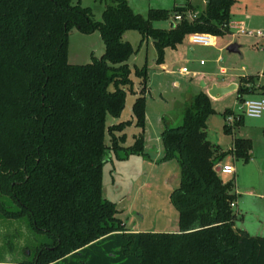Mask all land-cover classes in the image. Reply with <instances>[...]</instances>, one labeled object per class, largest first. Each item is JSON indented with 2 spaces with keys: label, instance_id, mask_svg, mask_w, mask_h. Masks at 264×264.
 Listing matches in <instances>:
<instances>
[{
  "label": "trees",
  "instance_id": "1",
  "mask_svg": "<svg viewBox=\"0 0 264 264\" xmlns=\"http://www.w3.org/2000/svg\"><path fill=\"white\" fill-rule=\"evenodd\" d=\"M201 1L153 6L144 15L129 0H109L102 19H95L81 0H0V192L16 203L12 208L0 201V215L27 216L31 228L46 234L33 257L0 264H264V235L235 226V182L224 181L216 169L228 153L251 159L253 139L235 135L225 150L208 138L207 120L216 109L206 91L184 102L181 124L172 126L164 117L161 131L163 158H177L181 169L171 192L179 227L132 230L116 201L103 194V167L112 152L120 159L147 154L146 64L136 67L140 90L133 117L107 124L109 114L122 113L127 88L134 91L128 59L136 49L125 32L137 29L141 40L151 37L162 63L165 48L192 32H230L234 0ZM189 9L198 15L190 18ZM178 12L183 18L175 20ZM170 17L169 27L153 23ZM73 26L99 30L104 52L89 62H71ZM259 78L241 76L238 99L264 95V73L258 87ZM133 121L140 130L126 145L124 129ZM224 130L234 127L225 122Z\"/></svg>",
  "mask_w": 264,
  "mask_h": 264
},
{
  "label": "rangeland",
  "instance_id": "2",
  "mask_svg": "<svg viewBox=\"0 0 264 264\" xmlns=\"http://www.w3.org/2000/svg\"><path fill=\"white\" fill-rule=\"evenodd\" d=\"M77 0H74L76 2ZM109 0H81L83 5H89L95 19H102V12ZM135 11L147 15L150 7L172 8L173 0H129ZM261 0H234L231 10L235 15L244 14L245 6L250 11L248 17L252 20L251 29H264V9L259 8ZM245 16V15H244ZM171 18V17H170ZM170 18L156 19L155 26H171ZM142 34L137 29H128L124 39L134 45L136 51L128 62L131 67V77L134 79L133 89L140 88V77L136 74V67L144 64L149 69L150 90L147 91L148 106H146L145 138L148 156L131 154L120 159L112 152V157L103 167V194L116 201L118 215L129 228L135 230L173 231L178 225V210L171 198L172 190L180 183V164L177 158L165 159L161 131L166 121L179 125L183 120V104L188 94L194 90L208 92L214 83L224 84L230 75L238 80L241 74H256L264 68V37L241 35L232 33L219 36L217 45H192L188 38L177 44L167 46L164 53V63L169 69L167 73L156 61L157 50L151 37L141 40ZM230 39L243 44L241 51L229 52L226 42ZM225 45V46H223ZM223 46V48H221ZM69 60L85 63L92 60V54L100 56L104 52L105 44L99 30L83 32L73 26L69 34ZM205 63H201V60ZM226 66L228 72L222 74L219 67ZM187 66L189 72L182 71ZM264 70V69H263ZM178 83H177V82ZM263 78L256 81L260 86ZM250 85V84H248ZM113 86V85H112ZM259 90V88H257ZM245 97L260 96L259 93L245 94ZM135 99L134 91L127 88L126 105L118 116L109 114L107 124L118 123L133 117L132 103ZM237 92L232 90L224 95L212 98L216 111L208 117L207 136L220 148L228 150L233 143V137L249 136L253 139L252 157L248 161L236 158L228 153L223 162L229 161L235 171L224 173L219 171L224 181L234 179L235 190L238 193L235 210L238 217L235 226L247 230L253 235H264V113L259 117L245 116V121L233 125V132H226L224 124L226 118L224 110L235 107ZM149 109V117L147 116ZM163 117V120H164ZM140 127L135 121L127 125L125 144H132L134 134ZM106 139L110 141V133L106 132ZM0 201L10 204L16 203L7 195L0 192ZM133 230V229H132ZM46 240V234L30 227L27 216L10 218L0 215V258L15 261L33 257L38 244Z\"/></svg>",
  "mask_w": 264,
  "mask_h": 264
},
{
  "label": "built area",
  "instance_id": "3",
  "mask_svg": "<svg viewBox=\"0 0 264 264\" xmlns=\"http://www.w3.org/2000/svg\"><path fill=\"white\" fill-rule=\"evenodd\" d=\"M204 3L206 0H202ZM198 10L189 9L187 14L190 18H194L198 15ZM175 20L183 18L181 12L176 13L174 16ZM226 25L230 32L237 34H247L251 36L264 37V29H251L246 27L240 20L231 19ZM191 43L211 44L213 43V35L209 32H192L189 34ZM187 69L186 67L184 68ZM264 113V96L259 97H245L244 99H237L235 107L232 111L225 115L228 125H235L237 120H240L244 116L259 117ZM224 173H232L235 171V167L232 163L221 164V170Z\"/></svg>",
  "mask_w": 264,
  "mask_h": 264
},
{
  "label": "crops",
  "instance_id": "4",
  "mask_svg": "<svg viewBox=\"0 0 264 264\" xmlns=\"http://www.w3.org/2000/svg\"><path fill=\"white\" fill-rule=\"evenodd\" d=\"M186 2V0H173V6L175 5V4H184ZM202 3H201V5L202 6H204V2L203 1H201ZM259 5H260V7L259 8H262V9H264V0H261V2H259ZM245 11H244V14H241V15H235V14H233L232 13V10H231V15H232V19H234V20H240V21H242L243 23H244V25L246 26V27H249V28H251V25H252V20H249L248 19V17L246 16V15H248L249 16V14H250V11L249 10H247L248 9V5L246 4V6H245ZM245 15V16H244ZM171 19V18H170ZM170 22H171V24L173 23V19H171L170 20ZM228 33H232L234 36H241V35H247V34H237V33H233V32H228ZM227 33V34H228ZM213 35V43H211V44H201V43H196V44H201V45H207V46H209V45H217V43H218V38H219V36H223V35H214V34H212ZM225 35V34H224ZM251 36V35H250ZM142 38V37H141ZM186 38H188V40H189V44H191L192 45V47H191V49H193V45H195L194 43H191V41H190V39H189V35L188 36H186ZM185 39V38H184ZM234 41H236L237 42V39H235V40H232V39H230L229 41H227L226 42V48H227V50H228V45L231 43V42H234ZM238 44H239V50L238 51H241V47L243 46V44H241L240 42H238ZM225 45H223V46H225ZM223 46H221V48H223ZM229 52H237V51H229ZM94 54V53H93ZM96 55V54H95ZM97 56V55H96ZM205 63V61L202 59L201 60V63ZM161 66H162V68L167 72V73H169V69H167V66H166V64L164 63V62H162L161 63ZM187 68L186 70L184 69V68ZM219 69H220V72L222 73V74H226L227 72H228V70H227V68H226V66H223V65H221L220 67H219ZM264 68H262L261 70H258V72L256 73V74H259L260 75V77H262L263 76V73H264V70H263ZM182 71H184V72H189L190 70H189V68L187 67V66H183L182 67V69H181ZM249 74H251V73H246V74H241L240 76H239V78H238V80L237 79H235L234 78V75H230V77H228L226 80L224 79V80H222L223 82H224V84H218V85H227V84H230V83H233V82H236V83H238V85H239V79H240V77L241 76H244V75H249ZM177 82V81H176ZM178 83V82H177ZM212 85H210V87H211ZM139 88L138 89H135L134 90V95H135V97L137 96V94L139 93ZM148 90H150V84H149V87H148ZM234 90H236V92H237V89H234ZM196 91H198L197 89L196 90H194V91H192V92H190L189 94H188V96H187V98H185V101L186 100H188L193 94H195L196 93ZM232 91V90H231ZM229 92V91H228ZM225 94V93H224ZM223 94V95H224ZM255 94V93H254ZM260 94V93H259ZM211 96V98H213V97H219V96H212V95H210ZM220 96H222V95H220ZM260 96H264V95H262V94H260ZM249 97H256V96H249ZM259 97V96H258ZM127 100V99H126ZM135 100V99H134ZM134 102V101H133ZM147 102H149L148 101V96H147ZM133 104V103H132ZM147 106H148V103H147ZM232 108V107H231ZM148 112H149V109L147 108V116L149 117V114H148ZM163 113H165L164 112V110H163V112L161 113V120H162V123L164 122V120H163V117H164V114ZM225 116V115H224ZM244 121H245V118H244ZM243 121V122H244ZM242 122V123H243ZM232 146H233V143H232ZM231 146V147H232ZM134 155V154H133ZM136 155H142V154H136ZM232 155H234V154H232ZM142 156H148V152H147V154L146 155H142ZM129 157V156H128ZM224 163H231V162H229V161H226V162H223V161H221L218 165H221V164H224ZM133 230H135L134 228H132ZM8 262V261H11V260H7L6 258H0V262Z\"/></svg>",
  "mask_w": 264,
  "mask_h": 264
},
{
  "label": "water",
  "instance_id": "5",
  "mask_svg": "<svg viewBox=\"0 0 264 264\" xmlns=\"http://www.w3.org/2000/svg\"><path fill=\"white\" fill-rule=\"evenodd\" d=\"M228 50L229 51H238L239 50L238 42H236V41L231 42L228 45ZM237 88H238V83H236V82H233V83H230V84H227V85H218V84L214 83L209 88L208 93L210 95H212V96H220V95H223L224 93H226L228 91H231V90H234V89H237ZM216 169L218 171H220L221 170V165H217Z\"/></svg>",
  "mask_w": 264,
  "mask_h": 264
}]
</instances>
